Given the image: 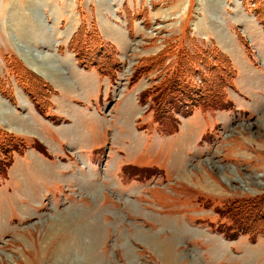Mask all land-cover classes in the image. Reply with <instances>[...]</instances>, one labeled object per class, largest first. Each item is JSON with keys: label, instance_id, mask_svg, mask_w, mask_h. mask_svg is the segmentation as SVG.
<instances>
[{"label": "rangeland", "instance_id": "1", "mask_svg": "<svg viewBox=\"0 0 264 264\" xmlns=\"http://www.w3.org/2000/svg\"><path fill=\"white\" fill-rule=\"evenodd\" d=\"M253 26L264 35V0H0V264H264ZM18 34L68 50L81 74L60 66L51 86ZM91 70L103 120L71 102L93 95Z\"/></svg>", "mask_w": 264, "mask_h": 264}, {"label": "crops", "instance_id": "2", "mask_svg": "<svg viewBox=\"0 0 264 264\" xmlns=\"http://www.w3.org/2000/svg\"><path fill=\"white\" fill-rule=\"evenodd\" d=\"M41 1H43V0H41ZM21 2V1H20ZM20 2H18L17 4H16V8H17V11L15 12V15H17V14H22V12H23V14H25L26 15V17L27 18H25V20L27 21L28 20V23H29V19H30V17H31V15H32V13H29L28 12V9H29V7H31L30 6V4L29 3H27L26 1L25 2H22V3H20ZM35 3H37V1L35 2ZM63 5V4H62ZM36 6H37V8H38V5L36 4ZM65 6V4L63 5V6H60L59 4H57V5H53L52 7H51V11H48V14H49V16H51V18H53L54 17V15L55 14H57V12L55 11L56 10V8H57V10H60L61 9V7H64ZM42 7H44V6H42ZM39 9V8H38ZM22 14V15H23ZM19 19H21V21L23 22V19L24 18H22V17H20ZM105 20H107V22H105V23H107V24H109L108 22L110 21L108 18H106L105 17ZM56 21V19H53V23ZM111 25L109 24V28H110V30H111V33H112V36L114 35V36H117V35H120V36H126L125 35V33H123V30H122V32H121V34H120V30L122 29L118 24H114L112 27H110ZM254 26L256 27V28H258V26H257V24H255L254 23ZM252 27L253 28V30H254V32L256 33V35H257V32L261 35V36H264L263 35V33L262 32H259V31H255V27ZM30 27V26H29ZM46 27H49L48 26V24L46 23ZM121 28V29H120ZM27 30H29V28L27 27ZM113 36V37H114ZM261 39H258V41L259 42H261L260 41ZM61 46H63V45H61ZM37 47V46H36ZM54 46H53V44H51V45H47L46 46V49H45V52H47V53H49V55H50V57L49 58H53L54 56V58H57V59H55V63H57V64H59V63H61L60 64V66H61V68L64 70V67H65V65H67V67L68 68H71V70L74 72V70L76 69L77 71H75L74 73H78V72H80V74H81V69L79 68L80 66H79V64L77 63V61H76V58H75V56L73 55L72 56V54L68 51V50H64L63 48H61V47H56L57 49H55L54 50V48H53ZM53 49V50H52ZM54 54V55H53ZM62 62H64V63H62ZM28 67V66H27ZM29 68V67H28ZM67 68V69H68ZM30 69V68H29ZM65 71V70H64ZM33 72V71H32ZM62 72V71H61ZM34 73V72H33ZM63 73V72H62ZM89 74H91V76L93 77L92 79H94V82L96 83V86H93V95L92 96H90V95H87V96H85L84 98H79V99H83L82 101H79V100H77L78 98H73L72 100H71V102L73 101L75 104H73V105H76L75 107H77V108H79V109H81V110H83V111H85L86 113H89V114H91V115H93V116H95L96 118H99V119H101V120H103L102 118H100V116H98V114H97V110L99 109L98 108V106L100 105V98H101V87H103V83H102V80L100 81V79H99V77H98V75H97V72L94 70H91V71H89L88 72ZM65 74V73H64ZM78 78V77H77ZM80 78V77H79ZM43 80H45L46 82H48L49 84H51V86H56V87H59V86H62V89H63V85L62 84H60L57 80L56 81H54V82H52V81H50L49 79H48V81L46 80V79H44L43 78ZM58 82V84H55V83H57ZM102 83V84H101ZM71 85V84H70ZM101 85V86H100ZM105 90H107V89H105ZM19 91V90H18ZM89 90H87L86 92L88 93V94H90L89 92H88ZM0 96H2L1 94H0ZM93 96H95V97H93ZM3 97V96H2ZM4 100H5V102H7V101H9V99H7V98H3ZM17 98H15V100H16ZM26 99H27V97H26ZM16 102V101H15ZM27 102H28V100H27ZM77 104L78 105H81L82 104V107L85 105V107H83V109H82V107H80V106H77ZM89 104H91V105H93V107L95 108V110H93V111H90V109L88 108V107H86L87 105H89ZM4 105V104H3ZM32 109H33V111L32 110H30L29 109V107L27 106V108H26V110L28 111H31V112H33V113H31V112H29L28 114H22L21 115V117H23L24 119L22 120L23 121V124L25 123V125H28V123L29 124H31V122H32V118L35 116H38V115H35V110H34V106L32 105V107H31ZM86 109V110H85ZM89 112H88V111ZM37 111V110H36ZM96 113H95V112ZM38 112V111H37ZM39 113V112H38ZM0 114H1V112H0ZM61 114H63V113H61ZM17 115V114H16ZM58 115H60V114H58ZM17 117H18V115H17ZM27 118V119H26ZM42 120V119H41ZM0 121H1V119H0ZM90 121H93V120H91V118L89 119V122ZM41 122V121H40ZM0 124H1V122H0ZM4 125H5V127L6 128H9V126H7L6 125V123H3ZM11 128V127H10ZM43 140H45V139H43ZM99 143H101L102 141H101V139L98 141ZM103 142H105V140L103 141ZM86 150V149H85ZM85 152V151H84ZM89 152H91V151H89ZM86 153H87V157L90 159V155L88 154V152L86 151ZM6 191V190H5ZM7 192V191H6Z\"/></svg>", "mask_w": 264, "mask_h": 264}, {"label": "bare ground", "instance_id": "3", "mask_svg": "<svg viewBox=\"0 0 264 264\" xmlns=\"http://www.w3.org/2000/svg\"><path fill=\"white\" fill-rule=\"evenodd\" d=\"M28 10L32 11V14H33V10L34 9L31 10L29 8ZM35 10H37V9H35ZM30 11H28V12L30 13ZM37 13H34V15L37 16ZM20 17H22L24 19L27 18L26 15L23 14V15H18V17H16L15 20L19 19ZM20 20L21 19H19V25H20L19 28H21V24H23V22H21ZM24 24H25L26 27L22 28L23 30L21 32H24V29H27V27L30 28L29 27L30 24H28V20ZM12 26H9L10 32H11V30H14V31L17 30L16 27H12ZM28 33H30V31H28ZM22 36L20 34H18V37H19L18 40H20L21 42H19V41L16 42V43L14 42L13 45L16 47L18 54L24 59L26 64H28L30 66V68L32 69V71L35 74H37L38 76H41V77H45V78L49 79L50 81L54 82V81L57 80V78H59L61 75H63L65 73L60 68V64L61 63H59V64L55 63V59H57V58H54L55 56L53 58H49L51 54L49 55V53H43V51H41V50H39L37 48L35 49L33 45L31 46L29 44V42H30L29 38L26 36L22 40L21 39ZM40 42H42V41H40ZM1 106H2V102H1V99H0V107Z\"/></svg>", "mask_w": 264, "mask_h": 264}, {"label": "trees", "instance_id": "4", "mask_svg": "<svg viewBox=\"0 0 264 264\" xmlns=\"http://www.w3.org/2000/svg\"><path fill=\"white\" fill-rule=\"evenodd\" d=\"M2 135L7 136L9 139H12V140H14V141L17 140L16 137H15L14 135H12V134H9V133H2ZM0 170L3 171V170H4V167H3V168L0 167ZM243 230H245V229H243Z\"/></svg>", "mask_w": 264, "mask_h": 264}]
</instances>
